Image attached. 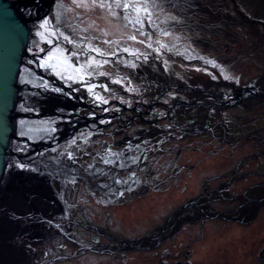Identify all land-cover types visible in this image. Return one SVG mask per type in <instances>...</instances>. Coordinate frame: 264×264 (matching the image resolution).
I'll return each instance as SVG.
<instances>
[{"label": "flooded vegetation", "instance_id": "flooded-vegetation-1", "mask_svg": "<svg viewBox=\"0 0 264 264\" xmlns=\"http://www.w3.org/2000/svg\"><path fill=\"white\" fill-rule=\"evenodd\" d=\"M245 17L234 0H53L51 29L36 31L44 25L36 21L32 35L45 45L30 54L52 47L22 75L19 120L25 137L49 144V160L38 167L58 172L48 186L68 225L35 243L20 236L28 264L81 255L98 258L87 264H264L262 234L249 235L257 243L248 252L237 246L221 260L230 246L218 228L264 222V125L248 123L264 114V19ZM33 81L41 88L30 89ZM56 83L74 88L75 99H61ZM217 137L237 162H212L220 170L184 198L202 163H191L193 152L217 157L224 148H201ZM59 152L66 162L54 158ZM215 196L237 206L210 212ZM143 202L147 209L135 211ZM199 219L201 238L181 250L182 226ZM235 232L239 240L243 232ZM1 245L3 260L17 253L9 240Z\"/></svg>", "mask_w": 264, "mask_h": 264}, {"label": "water", "instance_id": "water-1", "mask_svg": "<svg viewBox=\"0 0 264 264\" xmlns=\"http://www.w3.org/2000/svg\"><path fill=\"white\" fill-rule=\"evenodd\" d=\"M52 2L53 0H43L42 6L35 8L39 0H0V185H4L11 166L23 164L34 167L49 160L46 152L49 144L29 140V137L24 136L19 112L23 100L20 89L27 84L26 81L21 84V78L24 80L22 75L29 77L25 72L29 68L37 69V62L52 47L51 45L48 49L30 54L32 31L37 26L36 21H44V25L38 26L43 29L38 28L39 31L50 28L47 18ZM32 85L30 89L41 88L35 81ZM250 86L247 85V88ZM53 91L57 94L61 91L59 97L69 102L76 96L74 88L57 83ZM51 92H43L44 101L50 100Z\"/></svg>", "mask_w": 264, "mask_h": 264}, {"label": "bare ground", "instance_id": "bare-ground-1", "mask_svg": "<svg viewBox=\"0 0 264 264\" xmlns=\"http://www.w3.org/2000/svg\"><path fill=\"white\" fill-rule=\"evenodd\" d=\"M227 1L225 0V2ZM248 5L247 11L251 14L258 13L264 19V0H252V3L249 2ZM39 29L43 30L41 27ZM39 29L36 31H39ZM260 32L264 34V30ZM34 34L33 29L32 35ZM46 34L50 35L48 31ZM41 40L39 38V46L45 45ZM35 43L37 41L31 38V46H34ZM138 76L148 81L154 79L152 76L143 73L138 74ZM54 158L60 162H66L63 152H59ZM13 166L10 172L7 173L4 185H0V211H3L4 215L9 218L7 220L9 224L4 222L2 218L0 220V248L2 242L9 240L11 250H17V253L12 254L10 259L5 260L2 259L3 257L0 254V264H28L29 250H21L18 245L20 236L25 238L28 234H31L33 235L32 241L35 243L36 238H46L48 235L54 234L55 230H58L59 234L62 231L66 233L68 223L63 220L62 214L65 213V208L58 202L59 194L50 189L48 191L47 188L53 173L58 174V172H50V168L42 171L43 169H39L38 166L36 168L23 164ZM41 171L44 175L39 173ZM49 227L52 228L51 231H48ZM32 230L36 232L32 233Z\"/></svg>", "mask_w": 264, "mask_h": 264}, {"label": "rangeland", "instance_id": "rangeland-1", "mask_svg": "<svg viewBox=\"0 0 264 264\" xmlns=\"http://www.w3.org/2000/svg\"><path fill=\"white\" fill-rule=\"evenodd\" d=\"M234 2L237 3V6H238V9H239L240 13H242L243 15H245V13H246L248 20H250L252 22H255V23H259V22L263 21L259 17L258 13L251 14L249 11H247L248 10L247 9V6H249L248 3L249 2L252 3V0H241V2H239L238 0H234ZM66 30H67V28H64L63 29V31H66ZM36 41H37V43H35V45H37L38 42H39L38 40H36ZM248 123L250 125H258L259 123L262 124V125H264V114L263 115L261 114V115L257 116L256 118L251 119ZM217 139L218 140L212 139L210 141V143L203 144V147H201L202 150L203 149L204 150H206V149L209 150L211 148H218V149H223L224 148L223 151L220 152L221 154H219L217 157H215V158H212V156L205 157L204 155L201 156L199 154L200 152H197V151L193 152L195 156H193V158H192L193 160L191 161V163L194 164L195 162H197V160H198V162L199 161L200 162L202 161V163L197 168V170L194 171V178L192 180L193 181V186H191V188L186 191V194H185L184 198H190L191 196L193 197L197 193H199L200 192V185L203 183L204 178L209 177L214 172L220 170V168L212 166L211 165L212 162L219 163V164L220 163H224V162L225 163H228V165H227L228 168L233 167L235 165V163L237 162L239 156L235 155L233 158H228L229 152L231 151L229 149V146L227 145L226 142L221 141L218 137H217ZM209 140H210L209 137H206V138L202 139L201 142L206 143ZM237 143L248 144V149L245 151V154L247 156H249L250 154H253V151L255 150V148H253L250 145V143L247 142V140L240 139ZM222 154H224V155H222ZM13 167L14 166H11V169ZM205 185L206 186H209L210 188H212L214 186V183H206L205 182ZM47 188H48V191L51 190L48 185H47ZM234 194H235L234 192H231L229 195L230 196H233ZM209 197H210V195H206L204 198H202V202H204V200L206 201ZM214 199H215V202L213 204L209 205L210 212H214V211L226 212L225 210H233L237 206V203H238L237 201H234V202L222 201V200L217 199L216 196L214 197ZM146 205H147L146 202H143V204H138L135 207V211H137V212L143 211V210L145 211V209H147L146 208ZM261 211H263V210H261ZM196 212L197 211H195L194 209H192L189 213L190 214H194ZM1 218L3 219V221H6L7 220V218L4 215L3 211L2 212L0 211V220H1ZM201 226L202 225H201L200 219L198 220V222L196 224H188L187 223V225H183L182 226L181 234L183 236V240L181 241V244L184 247H181V250H184L185 247L186 248L190 247L191 244H192V240H197L198 239V241H199V239L201 238V233H200V230L202 229ZM252 227L253 226L246 225V224H243V225H241V226L238 227L236 225L228 226V224L225 223V222L219 223L218 228L227 231L226 232L227 237L225 238V240H223L221 242V244L222 245H228V246H230V248L227 247L225 249V253L223 255V259H221V260H226L229 257L232 258L233 257V254H232V251L231 250H234L237 246H239L240 248H242V250L244 252H248L252 248V246H254L257 243V241H255V242L252 241L249 238V235H253V234L254 235H258V234L264 235V222H261L260 225L257 226V229H254V228L252 229ZM235 228L238 229V230H240L241 232H243L242 233V236L239 238V240L238 239L234 240V238L236 237V235L239 234V233L236 234V232H235L236 229ZM77 229L78 228H76V230ZM197 229L199 231H197ZM204 231H205V234H206L205 227H204ZM84 234L87 236V234L85 232H84ZM86 236H84V237H86ZM185 236H186V239H185ZM59 237L60 238H59L58 243H59V246L62 248V244H63L62 242L65 239L63 238L62 235H60ZM263 238H264V236H263ZM68 248H66V249H68ZM74 249H75L74 251H77L79 248L78 247H76V248L74 247ZM90 260L97 261L98 258L97 257H94V256L88 257L87 255H81V256H75V257L66 259L64 261L54 262L53 264H87V261H90ZM141 260H145V259L138 258L136 256L135 257V260H133V261H141ZM154 260L155 261L154 262H151V263L156 264V259L154 258ZM223 263H225V262H223ZM139 264H145V263L141 262Z\"/></svg>", "mask_w": 264, "mask_h": 264}]
</instances>
